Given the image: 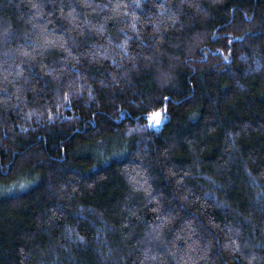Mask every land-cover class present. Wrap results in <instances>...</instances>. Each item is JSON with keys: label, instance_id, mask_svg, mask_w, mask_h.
<instances>
[{"label": "trees", "instance_id": "obj_1", "mask_svg": "<svg viewBox=\"0 0 264 264\" xmlns=\"http://www.w3.org/2000/svg\"><path fill=\"white\" fill-rule=\"evenodd\" d=\"M0 264H264V0H0Z\"/></svg>", "mask_w": 264, "mask_h": 264}, {"label": "snow or ice", "instance_id": "obj_2", "mask_svg": "<svg viewBox=\"0 0 264 264\" xmlns=\"http://www.w3.org/2000/svg\"><path fill=\"white\" fill-rule=\"evenodd\" d=\"M153 115L155 116L156 121L159 122V113H154Z\"/></svg>", "mask_w": 264, "mask_h": 264}]
</instances>
